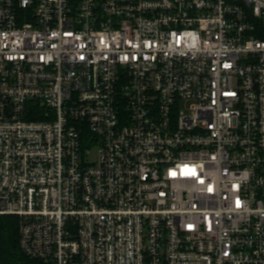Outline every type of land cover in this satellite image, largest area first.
<instances>
[{"label":"built area","instance_id":"2783aa9c","mask_svg":"<svg viewBox=\"0 0 264 264\" xmlns=\"http://www.w3.org/2000/svg\"><path fill=\"white\" fill-rule=\"evenodd\" d=\"M0 215L44 264H264V0H0Z\"/></svg>","mask_w":264,"mask_h":264},{"label":"trees","instance_id":"16d2710c","mask_svg":"<svg viewBox=\"0 0 264 264\" xmlns=\"http://www.w3.org/2000/svg\"><path fill=\"white\" fill-rule=\"evenodd\" d=\"M19 219L0 215V264H44L26 255L20 248Z\"/></svg>","mask_w":264,"mask_h":264}]
</instances>
